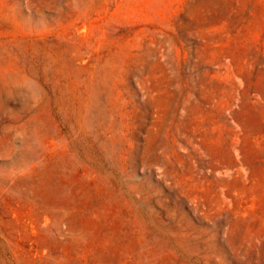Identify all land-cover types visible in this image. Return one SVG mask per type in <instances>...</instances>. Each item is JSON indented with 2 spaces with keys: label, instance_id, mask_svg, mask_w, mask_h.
<instances>
[{
  "label": "rangeland",
  "instance_id": "obj_1",
  "mask_svg": "<svg viewBox=\"0 0 264 264\" xmlns=\"http://www.w3.org/2000/svg\"><path fill=\"white\" fill-rule=\"evenodd\" d=\"M0 264H264V0H0Z\"/></svg>",
  "mask_w": 264,
  "mask_h": 264
}]
</instances>
